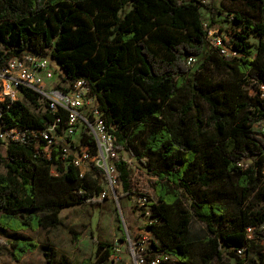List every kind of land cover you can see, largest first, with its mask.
Segmentation results:
<instances>
[{"label":"trees","instance_id":"trees-1","mask_svg":"<svg viewBox=\"0 0 264 264\" xmlns=\"http://www.w3.org/2000/svg\"><path fill=\"white\" fill-rule=\"evenodd\" d=\"M240 1L242 7L227 9L237 52L227 59L208 39L222 12L212 2L0 0V70L16 56L48 55L63 81L84 78L115 138L118 196L133 193L131 162L120 153L136 157L155 177L146 233L159 245L143 250L145 264L157 255L169 256L158 264H248L240 257L226 261L225 251H264V131L254 129L264 120V40L254 48L244 34L264 36V0ZM202 8L209 12L207 24ZM189 56L197 58L194 66L187 65ZM23 94L27 101L0 105V129H37L53 121L51 113L30 108L39 105L37 93L23 88ZM82 140L95 150L91 137ZM43 144L30 135L0 138V235L10 232L5 245L16 262L41 248L54 264V249L20 232L58 228L63 209L98 205L104 188L100 168L91 164L81 177L57 150L48 159ZM193 219L205 231L197 256ZM71 232L78 242L80 235ZM115 253L116 245L97 242L98 262Z\"/></svg>","mask_w":264,"mask_h":264},{"label":"rangeland","instance_id":"rangeland-1","mask_svg":"<svg viewBox=\"0 0 264 264\" xmlns=\"http://www.w3.org/2000/svg\"><path fill=\"white\" fill-rule=\"evenodd\" d=\"M212 2L216 9L222 11L217 14V24L212 29L213 34L230 35L229 29L232 22L227 14L228 7L239 5L241 1L235 0H204ZM242 7V6H241ZM203 21H210L209 12L205 8L201 9ZM264 22V15L259 14ZM249 43L256 48L260 40H264V36L260 37L256 33L246 32ZM1 49V48H0ZM227 59L230 56L226 57ZM54 74L49 84L56 82L60 78L61 70L58 65L51 61ZM249 84L246 88H249ZM252 93V92H251ZM206 104L202 102V109L206 113ZM33 112L36 109L30 106ZM263 125V126H262ZM264 120L254 129L258 133H263ZM124 157L129 158L131 162L132 172L130 174L132 191L131 194H121L122 186L119 184L115 195L108 193L105 197L99 199L98 205H75L65 208L61 212V222L56 229H39L37 231L20 232V236L33 239L39 246H47L56 251L54 264H80L86 259H92L95 264H135L134 255L138 256V251L152 242L159 245V241L152 234L146 233V226L149 223V217L144 214L145 210L150 209V203L156 200L153 190L155 177L145 170L137 161L136 157H130L126 152L120 153ZM1 171H4L1 168ZM147 198L144 205L141 206L139 197ZM119 225H123L126 232L127 242L120 241L122 233ZM71 231H75L80 235L78 242L73 241ZM204 226L201 222L193 219L190 226V238L194 243V254L199 253V241L204 236ZM10 232L0 235V264H47L46 258L41 248L31 253H27L19 262L14 261L9 254V246L5 245ZM144 236V237H143ZM138 238L136 242H132ZM145 238V239H144ZM98 241H104L109 244L116 245V253L108 257L103 262L97 261L96 244ZM146 241L139 245V242ZM234 247L225 251V260L232 262L234 258L240 257L245 259L248 264L255 262L264 264L263 250H248L242 255H236ZM173 262V261H172Z\"/></svg>","mask_w":264,"mask_h":264},{"label":"built area","instance_id":"built-area-1","mask_svg":"<svg viewBox=\"0 0 264 264\" xmlns=\"http://www.w3.org/2000/svg\"><path fill=\"white\" fill-rule=\"evenodd\" d=\"M207 24V23H205ZM208 39L212 47L219 49L224 56H236L230 46L228 35L213 34L209 30ZM48 55L25 54L22 57H13L9 63L0 70V105L6 101L25 100L23 88H29L38 95L37 112H49L53 115V121L46 123L37 129L21 130L15 127L0 129V138L3 141L24 140L28 135L40 145L43 154L51 159L53 151L57 150L62 157L68 159L75 167L79 168L83 177L94 164L103 171L104 188L100 195L105 197L108 193H116L118 186V171L113 164V158L118 152L115 149V138L106 126L101 110L96 105V97L92 94L88 82L84 78L77 79L73 83H67L60 78L49 84L54 69ZM187 65L194 66L197 58L189 56ZM264 92V85L261 86ZM263 96V93H262ZM1 114V113H0ZM260 125V123H258ZM263 126V125H262ZM264 130V127H263ZM91 137L95 143V150L84 142L83 134ZM52 172L56 174L55 169ZM147 198L139 197V202L145 204ZM150 210L144 214L150 216ZM145 242H139L138 244ZM146 248V247H145ZM139 249L138 256L134 255L135 264H145L143 250ZM244 249H238L242 254ZM168 255H157L152 259V264H158L162 259L167 260Z\"/></svg>","mask_w":264,"mask_h":264}]
</instances>
